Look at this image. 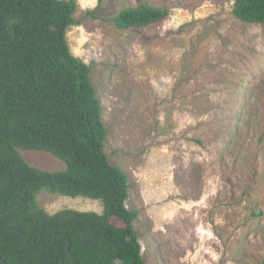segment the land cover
I'll list each match as a JSON object with an SVG mask.
<instances>
[{
    "label": "rangeland",
    "instance_id": "374dc122",
    "mask_svg": "<svg viewBox=\"0 0 264 264\" xmlns=\"http://www.w3.org/2000/svg\"><path fill=\"white\" fill-rule=\"evenodd\" d=\"M75 1L67 41L91 66L145 263L264 262V25L235 17V0ZM142 3L169 16L114 24ZM20 153L46 171L66 167L45 151ZM37 201L50 214L103 211L99 199L46 190Z\"/></svg>",
    "mask_w": 264,
    "mask_h": 264
},
{
    "label": "trees",
    "instance_id": "16d2710c",
    "mask_svg": "<svg viewBox=\"0 0 264 264\" xmlns=\"http://www.w3.org/2000/svg\"><path fill=\"white\" fill-rule=\"evenodd\" d=\"M76 7L75 0H0V264H146L134 228L139 213L127 207L129 177L105 151L91 66L67 41ZM233 14L264 25V0H235ZM168 16L142 3L113 21L145 28ZM20 150L48 152L66 167H33ZM42 190L99 199L103 211L50 214L37 201Z\"/></svg>",
    "mask_w": 264,
    "mask_h": 264
}]
</instances>
